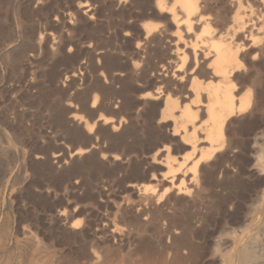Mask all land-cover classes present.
Masks as SVG:
<instances>
[{"label": "rangeland", "instance_id": "1", "mask_svg": "<svg viewBox=\"0 0 264 264\" xmlns=\"http://www.w3.org/2000/svg\"><path fill=\"white\" fill-rule=\"evenodd\" d=\"M243 1L246 2L249 6L253 7V5H254V4H251L252 2H254L253 0H243ZM223 2H224V0H219V1L218 0H212V6H213V8L220 7L223 4ZM263 2H264V0H263ZM84 3L87 4V7H85L87 9L81 8V5ZM155 3L156 2L154 0H0V264H12V263L13 264H24L23 263L24 259L22 260L21 255L25 254L24 253L25 249L32 247V245H38V246L43 248L41 251H39L37 254H35L38 256V257L36 256V258L41 259V260H39L41 262H43V261L44 262L45 261L46 262L47 261H54V260H76V259L82 260L83 259L81 257L82 256L81 255L82 254V248L84 250V247L87 246V244L88 245H90V244L96 245L99 249H102V250H105V249L110 250L111 253L109 254V257L114 261V264H116L117 262H118L117 264H123L124 262H126L124 264H152L155 260H156V262H154L153 264H155V263L157 264V261H158V264H164V263H162L164 261V259L166 262L170 259V261H168V262H171V264H173V263L179 264L180 262L178 260L181 259V261H182L181 264H183V259L185 261L186 260L185 258H187V257H190L189 258L190 260L193 257L192 260H194L195 263L192 260H191L192 262L189 261V259L187 258V260H186V262H184V264H213V263L216 264L214 261H216L218 263V260H216L217 258L215 259V257H213L214 255H212V254H214L212 251V247H213L214 252H215V250L217 252H224L225 247L228 248L226 250H229L231 247V244L229 243L230 244V246H229V244L227 242V245H225L226 242H224V240L226 239V237L228 235L230 236V234H231V236H230L231 241H236V243H237L241 239V237L238 236V235H240L241 231L247 233V231H249L251 226H253L254 223L256 222V220L258 218L257 216H259V210H256V212L251 214V215L248 214L249 218H247V213H249V209L252 207L251 205H253V203H254V201H252V199L253 200L255 199L256 193L259 191L260 188L261 189L264 188V185H263L264 175H261L257 171L253 170V168H252V166H253L252 161L253 160H251L252 158L249 155L250 154L249 150L251 147L250 145H252V143H253V141H252V138L254 135L253 132L256 130V133H257V131H258V133L259 132L264 133V122H263L264 118H261L262 114H264V105H263L264 100L262 99V97L264 98V93L262 91V89H264V78H263L264 77V69H263L264 68L263 67L264 66V63H263L264 62V54L262 56H258L256 58L255 61L257 63L255 61L252 63V65H248L245 63V69L249 68L248 69L249 71L244 70L245 75L249 78V75L251 73L257 72L256 74L259 77V79L261 80L262 84L259 86L258 85L255 86V90L257 91V95L255 94L256 96L255 95L253 96V100H254L253 106H251L249 109H247L248 111L247 110L243 111L245 113L241 112L242 114L241 113L237 114L238 119H237V115H235V117H233L232 120L230 121L231 124L229 123V125H228V130H230L229 131V133H230L229 138L230 139L232 138L231 139V147L226 148L225 150H221L219 153H217V155L212 157V159H209L208 162L206 161L205 163L202 164L201 168L203 171H202L201 175L204 176L206 179L207 178L208 179L205 180L204 177L201 176V180L198 182L199 187L197 186V188L200 189L201 193H199V195L196 196L195 198L192 194L188 195L187 197L186 196L174 197L175 196V195H173L174 191H171L170 193L172 194L173 197L171 196L170 193H168L165 196H163L162 198H160V200L163 199L160 202H159V200H157L158 204L156 202H154V204L153 203H149V204L145 203V205L147 204L145 206L144 203H143V205L142 204L140 205L138 202V192L137 191H138V188L141 186V184L142 185L143 184H149L147 178H150V177H153L156 180H158L160 178L158 174H160V172L163 171V169H161L159 167L156 168V165L150 164V157L149 156H151V154L154 152V150L162 147L163 145H169V143L171 141L170 145L174 149V155L181 156L186 152V150L183 151L182 149H180V147L176 143V141L171 140L170 138L167 137L168 131L165 130L166 129L165 127H162V125H160L161 126L160 127L159 125H157L155 123L156 122L155 120L157 118L152 120V121H149V120H146L145 117H141L142 115L143 116L145 114L147 115V111H148V113L151 112V110L153 108H155L160 103V101H159V103L157 101V103L154 104V102H156L154 100L139 101V103L136 100V98L141 94V90L140 89L138 90V88L142 87V85L146 86L148 88L146 91H149V89L152 91V89H154V87L156 85L155 84L156 82H154V81L156 80V78H154L155 76H153L152 74H155V71L153 70L155 65L157 66V64H158V67H159L162 64L167 62L166 57H164L165 51L167 50L166 41L164 39H162V41L158 44H156L155 42H150V44L148 43L152 38V37H150L151 34H153V35L156 34L157 36H160V35L163 36L164 33H169L173 29L170 26V24L167 25V23H169L168 18H167L168 16L164 13L160 14L159 12H156L157 9L154 5ZM153 6H154V9H153ZM77 9L80 12H78ZM252 9L256 10L257 8L253 7ZM262 11H264V7L263 8L261 7V13H262L261 21L264 20V12H262ZM115 23H117V24H115ZM262 23H263V28H264V21H262ZM124 25L127 27H125ZM148 26L149 27L152 26V28H149ZM169 27H171L172 29ZM159 29L162 30L161 31L162 33L160 32ZM127 30H128V32H127ZM149 30H150V32L147 33ZM118 33H120V34H118ZM147 37H148V39H147ZM130 39L132 42H130ZM140 40L141 41L143 40V41L141 42ZM146 40H149V41L147 42ZM146 42L149 45H153V44L154 45L150 47ZM263 42H264V40H261L259 42V44L264 45ZM142 43H144V44H142ZM163 43H164V45H162ZM145 44L147 45V47ZM102 45H103V48H102ZM141 45H143L142 46L143 48L141 47ZM110 46H111L112 50L110 49ZM130 46H132V47H130ZM158 49L160 51L163 49L162 51L164 52V54L162 51L161 52L156 51ZM137 51H138V53H137ZM91 52L93 53L94 56H92ZM122 52H123V54H121ZM139 52H141V53H139ZM158 52H159V54H161L160 56H158ZM144 53L146 56L144 55ZM100 54H102V56H100ZM103 55H104V57H103ZM143 55L146 57L147 60H144L145 57ZM112 56H114L113 59H112ZM117 56L118 57L120 56L119 57L120 60ZM137 57H138V59H136ZM154 57H155V59H154ZM124 58H125V60H124ZM149 58H151V60L153 62L151 60H149ZM161 58L165 59V60H162ZM114 59L118 60V62L116 60L114 61ZM159 59H161V60H159ZM108 60H110V61H108ZM126 60H128V61H126ZM137 60L139 61V63ZM157 60H158V63H157ZM146 61H147V63H146ZM149 61L152 62L153 64L148 63ZM98 62H101V63H98ZM154 62H155V64H154ZM105 63H106V65H105ZM110 63H113V65ZM117 63H120V64H117ZM122 64L123 65L125 64V65L123 66ZM127 64H129V65L127 66ZM94 66H96V67H94ZM253 66L255 68H253ZM117 67H121V68L119 69ZM148 67L153 68V69L150 70ZM131 68H132V70H131ZM250 68L253 70H251ZM103 70H104V72H103ZM134 70H136L138 73H140L141 70H144V72L146 71L145 74L147 75V79L146 78H140V79H143L144 82H143V80L139 79L137 81V83L136 82L133 83L131 78H132L133 73L136 72ZM115 71H116V73H115ZM147 71H149V72H147ZM74 72L76 73V75ZM86 72H88V73H86ZM119 72H122L121 73L122 75H126L125 77L124 76L121 77V79L123 80L122 82L125 83V84L124 83L121 84L122 87L120 85L121 79L115 78V76H114ZM104 73H106V75H104ZM107 74H109V76L111 75L110 78ZM112 75H113V77H112ZM245 75L242 72V76L245 79H248ZM101 77L103 79H101ZM111 80H112V83H111ZM115 80H116V82H113ZM145 80L148 82H146ZM102 83L105 85H103ZM128 85H131L133 87H130ZM134 85H135V87H134ZM109 86H110V88H108L109 90L112 88L111 92L107 91L108 90L107 87H109ZM249 86H251V85L248 82L246 84L247 88H245L243 90V92L248 90V89L252 90V87H249ZM99 87H100V89H99ZM105 87H106V89L104 90L103 88H105ZM113 87H114L115 93L113 92ZM134 88L136 89L135 92H134V90H135ZM91 89H92V91H91ZM127 89H129V92ZM260 91H262V92H260ZM98 95H100V96L98 97ZM127 95L129 97H127ZM94 96L97 97V104L95 105L96 107H94V108L95 109L97 108L98 111H96L97 109L93 110V108H91L93 110L92 111L90 109V106H89V104L91 105V100ZM131 97H132V99H130ZM115 98L117 99V101ZM123 98H124V100H123ZM126 101H128V103H126ZM108 102H109V104H108ZM68 103H69V105H68ZM125 103H126V105H123ZM143 103L145 106H143ZM152 104H154V105H152ZM71 107H72V109H71ZM84 107H86V108H84ZM262 107H263V109H261ZM145 108H147V109L149 108V109L147 110ZM114 109H115V112H114ZM138 109H140V110H138ZM71 110H73V111H71ZM126 110H128V111H126ZM108 113H109V115H108ZM115 113H117V114H115ZM120 113H121V115H120ZM73 114L81 116L83 118V120H85V123H87V124L88 123L91 124L92 122L96 121L98 117H108L109 118L111 116L113 118V116H114L115 117L114 118L115 124L117 123L118 125L116 124L115 130L112 131L110 125L106 124L108 126H105L103 124H100L101 121H98L97 123H95V128H94L95 130L93 129V131L91 132L92 134L91 133L88 134L84 130V125H82L85 123L82 122V124H80V123H77L78 121L72 120V118H71V120L68 119V117H70ZM128 114H129V116H128ZM139 114L140 115L142 114V115L140 117L136 118L135 116L139 115ZM126 116H128L129 118H127ZM125 117L127 119H125ZM134 117H135V119H134ZM263 117H264V115H263ZM93 118H94V120H93ZM116 119H118V120H116ZM140 119H141V121H140ZM245 119H246V121H245ZM243 121L245 122V124ZM250 121L253 123V125L255 123V125L253 126ZM127 122H129V123H127ZM132 122H133V124H131V125H133V128L131 129L132 126L130 125V123H132ZM125 123L127 124V126ZM148 123H150V124H148ZM243 124H244V128H243ZM156 125H157V127H156ZM102 126H103V128H102ZM236 126H237V129H236ZM97 127L99 129H96ZM127 127H130V128L127 129ZM253 127H254V129H253ZM256 127H258L259 129ZM125 128L128 131H126ZM248 128H250V129H248ZM260 128H262V129H260ZM100 129H102V132H98V131H100ZM135 129H138V130H135ZM244 129L249 130V131H245ZM132 130H133V133H132ZM235 130H236V132H235ZM238 130H239V132H238ZM119 131H121V132H119ZM129 131L132 133L131 136H130ZM93 132H94V134H93ZM123 132H125V133L128 132L127 134H129V135H127ZM95 133H98V134H95ZM99 133H100V136H99ZM165 133H167V134H165ZM233 133H234V135H232ZM115 134H116V136H115ZM153 134H155V135H153ZM156 134L158 135V137ZM163 134H164V136H163ZM75 135H76V137H75ZM92 135H93V138H92ZM151 135H153V136H151ZM239 135H240V138H238ZM145 136H146V138H145ZM89 137H91V138H89ZM150 137H152V140ZM250 137H252V138L250 139ZM102 138H105V140ZM121 138L124 140H121ZM138 138L141 140H138ZM154 138H156V139H154ZM158 138H160L162 140L159 139L160 140V142H159ZM165 138H167L166 139L167 142L165 141ZM92 139H93V141H92ZM133 139L134 140L136 139L134 141L136 145H132V143L134 144ZM243 139L247 143H245V141ZM121 141H126V142L128 141L127 142L128 144L124 143V142L121 143ZM136 141H138V143ZM243 141L245 144L243 143ZM249 141H252V143ZM140 142H142V143H140ZM149 142H150V144L151 143L153 144V145L151 144L152 145L151 147H150ZM161 142H163V144ZM234 142L237 144H235ZM112 143H113V145H112ZM238 145H240V146H238ZM247 145H249V147ZM91 146H93V147H91ZM116 146H118V147H116ZM132 146H134V148ZM247 147H248V149H247ZM152 148H153V152H152ZM231 148H233V149L235 148V149L233 150ZM244 148H246V149H244ZM77 149L90 150V151H87L86 154L84 153L83 155L70 157V155H72L73 152ZM176 149H178V151ZM235 150L236 151L239 150V151L236 152ZM246 150H248L247 153L245 152ZM125 151H127V152L125 153ZM230 151H231V153H229ZM226 152L228 153V156H222V155H226L227 154ZM233 152H235V153H233ZM177 153H178V155H177ZM223 153H225V154H223ZM61 154L63 156H61ZM128 154H130V156H128ZM232 154L235 156L234 158H232V156H233ZM55 155H60V156L58 158H54L53 156H55ZM100 157H102L104 160H102V158L100 159ZM225 157H227V159H225ZM229 157H231V158L229 159ZM238 157H240L241 159ZM37 158H39V159H37ZM121 158H122V160H121ZM143 158L145 160H143ZM221 158H223V159H221ZM111 159H113V160L115 159L116 161L114 160V163H112L113 160L111 162ZM132 159H135V160L133 161ZM231 159L233 162L230 161ZM212 160H214L215 162L216 161H219V162L214 163V161H212ZM248 160H251V161H248ZM211 161L213 163H211ZM227 161H228V164L226 163ZM245 161H247V162H245ZM124 162H125V164H124ZM138 162L140 163L141 167L139 166ZM236 162H238V163H236ZM247 163H249V165H246ZM204 164H206V165H204ZM218 164H219V167H218ZM229 164L232 165L235 169H233L232 166L230 167ZM240 164H242V165H240ZM133 165H134L135 169L132 168ZM203 167H205V169H203ZM230 169L232 170L231 172H230ZM159 170H160V172H158ZM212 170H213V174H212ZM235 170H237V171H235ZM251 170H253V171H251ZM205 171H206V173H203ZM223 171H225V172L222 173ZM239 171L241 174L239 173ZM244 171H246V172H244ZM135 172H137V173H135ZM232 172L234 174H232ZM249 173L250 174L252 173L251 176ZM148 174H150V175H148ZM223 174H225L226 176ZM205 175L206 176L210 175V176L206 177ZM241 175H243V176H241ZM137 176H138V178H137ZM220 176H222L226 180H224ZM229 176H231V177H229ZM259 176L261 179V180L260 179L259 180L261 182H259V180H258ZM141 177H142V179H141ZM225 177H228V179ZM255 177H258V178H255ZM131 178H133L132 181H131ZM135 178H137V179H135ZM230 178H232V179H230ZM246 178H248L249 180L247 179V181H246ZM253 178H254V181H253ZM133 181H135V182H133ZM225 181H226V183H225ZM244 181H246V182H244ZM248 181L249 182L251 181L249 183L250 186L248 185ZM237 182H239V183H237ZM257 182H258V186H257ZM139 183H140V185H139ZM215 183H217V185H215ZM224 183H225V185H224ZM244 183L246 184V186L247 185L248 186L245 187ZM253 183H254V185L255 184L256 185L254 186ZM261 183H262V185H261ZM153 184L155 185L158 183L154 182ZM221 184L223 187L221 186ZM228 184H230V185H228ZM130 185H132V186L136 185L135 186L136 188H129L128 186H130ZM206 185H208V186H206ZM219 186H221V187L219 188ZM238 186L242 190V192L238 188ZM166 187H167V185L159 186L157 188V191H162L163 188H166ZM224 187H225V189H224ZM126 188L129 190H127ZM210 189H212V190H210ZM223 189L225 191H223ZM245 189L246 190L248 189V192L245 191ZM209 191H211V192H209ZM215 191L216 192L218 191V192L216 193ZM207 192H209V193H207ZM203 193H204V195H203ZM213 193H215L216 195L214 196ZM223 193H224V195H223ZM228 193H230V195ZM252 194H254L253 195L254 197H252ZM200 195H202V196H200ZM219 195H221V196H219ZM222 195H223V197H222ZM191 196L193 199H191V200L189 199L190 201L185 200V199L188 200V198ZM216 196H218V198ZM227 196H229V198ZM250 196H251V198H250ZM178 197H179V199H178ZM230 197L233 198V199L231 198V201H230ZM167 198H169V200ZM206 198H208V199H206ZM221 198H223V199L225 198L226 201L221 199ZM127 199H129V200H127ZM180 199H182V200H180ZM227 199H229V200H227ZM126 200H127V203L125 204ZM131 200H133V201L135 200V201L132 202ZM178 200H179V202H178ZM219 200L223 204H221V202ZM136 201L138 204L136 203ZM182 201H183V204H182ZM206 201L208 203L209 202H211V203H209V205H207L208 203L205 204ZM238 201H239V204H238ZM245 201H247L248 204ZM167 202H169V203H167ZM170 202H172L173 204ZM195 202H197V203L195 204ZM155 203L157 204L158 208H156ZM187 203L188 204L190 203V204L188 205ZM232 203H233V206H232ZM240 203L243 204V205H241L242 207L240 206ZM120 204H122V205L120 206ZM151 204H153L154 206L153 205L151 206ZM176 204H177V208H176ZM197 204L199 206L196 207ZM229 204H231V205H229ZM249 204H250V206H249ZM136 205L138 207H136ZM190 205L193 207L192 208L190 207V212H187V213H188V215H191L194 217L190 216V219H188L190 221L188 222V220H186V219L189 217L186 215L187 213L185 212V210L189 211L187 209H189ZM113 206H115L116 208ZM166 206L167 207L169 206L168 210H167ZM183 206L185 207L184 212H182ZM203 206H205V210H204ZM208 206L210 209H208ZM217 206L219 207L218 209H217ZM195 207H196V209H195ZM243 207H245L246 209ZM123 208H124V210H123ZM171 208L174 209V211ZM197 208L199 210L198 212H200V209L202 212L205 211L207 213L208 217L203 216V215H206L205 212L204 213H201V212L198 213ZM223 208H224V210H223ZM225 208H228V209L230 208L232 210L226 209L227 210L226 211ZM242 208H243V211H240V210H242ZM112 209H114L113 212H112ZM169 209H171V211ZM175 209H177L178 213L175 212L176 211ZM127 210H128V212H125ZM158 210H161L162 211V212L160 211L161 214L163 213L164 215H161ZM193 210L196 211L195 215L193 212H191ZM214 210L216 212H213ZM139 211H140V213H139ZM246 211H247V213H245ZM123 212H124V214L127 213L126 216L130 218V221L132 222L131 226H133V228L136 227V231H135V229L133 230V228L130 226L129 219L127 218L128 219V221H127ZM153 212L156 214V215L154 214V218H153ZM232 212H234V213H232ZM105 213L109 217H107L105 215ZM137 213H138V215H137ZM183 213L186 215L185 219H183L181 217L183 215ZM190 213H192L193 215ZM208 213H209V215H208ZM214 213H215V215H214ZM216 213H217V215H216ZM224 213H225L226 217L224 216ZM229 213H231V216ZM60 214H62V215L60 216ZM114 214H116V215H114ZM134 214H136V215H134ZM175 214L180 215V217L177 215V219L179 217L178 220L183 221V222L180 221L181 225H183L185 223V226L190 225L191 228L189 226L185 227L184 225L182 228L180 223H177L179 221L177 219H175L176 218ZM196 214L198 215V220H197ZM199 214H201L202 216L200 217ZM239 214L240 215L242 214V216L239 217ZM130 215H132V216H130ZM158 215H161L160 216L161 218L163 216V219L161 220L160 217L156 218V216H158ZM243 215H246V216H243ZM115 216H116V218H115ZM122 216H123V218H122ZM135 216H137V217H135ZM149 216H151L153 219H150L151 217H149ZM232 216H234V217H232ZM117 217H119V218H117ZM202 217L207 218L209 220L206 219L207 222L204 223L205 220ZM209 217L210 218L212 217L213 219L212 218L210 219ZM242 217H244L243 219L247 222V224L244 223L245 221L244 222L239 221V220H243ZM102 218L104 221L107 222V224H106V222H104L102 220ZM120 218H122V219L120 220ZM193 218H195L196 220ZM143 219H145V220H143ZM246 219H248V220H246ZM112 220L117 221L115 223L116 224L118 223V224L115 225V223ZM185 220L188 224H186V222H184ZM194 220L195 221L201 220L203 222L202 225H204V226L202 227L199 224L201 221L198 223L195 222L196 223L195 224L193 222ZM210 220H211V223L209 222ZM217 220H219V221H217ZM65 221H66V223H65ZM83 221H85V222H83ZM136 221H138L137 223H139V224H137ZM175 221H177V222H175ZM238 221L242 224L235 223ZM100 222H101V224H99ZM127 222H129V223H127ZM161 222H163L162 225H161ZM172 222L175 224V226L173 225ZM218 222L220 225H218ZM229 222H231V223L228 226ZM73 223H77V225L72 227V229L68 228L69 226L71 227ZM93 223H95V224L97 223L98 226H92ZM133 223L136 226H134ZM154 223L156 224V226H155L156 228H154V225H155ZM192 223H193V227L191 225ZM65 224H66V226H65ZM67 224H69V226ZM178 224L182 229L178 226ZM243 224H245L244 227H241V226H243ZM105 225H107V227H105ZM196 225L199 227L200 226L202 227V228L200 227V231H198L199 227L194 228V226L196 227ZM63 226L65 229L63 228ZM231 226L234 228H232ZM128 227H131V228H128ZM139 227L141 228V230ZM144 227L147 229L148 233L150 232L149 231L150 229H151V232H153V233H154V231L155 232L160 231V232L155 233L158 236L155 234L154 235L151 234V232L149 233L151 235H149V234H147L146 230H143ZM161 227H162V229H161ZM103 228L106 229L105 235L111 234V232H112L114 235V238L112 237L113 238L112 239L111 237L110 238L104 237V239L107 238L104 241V239H102V235L98 234L95 236L92 233L93 230L94 231L95 230H102ZM164 228L165 229H171L168 231H180L181 234L179 233L177 235V237L176 236L171 237L170 235L167 234V230L165 233ZM189 228L191 230H189ZM235 228H236V230H235ZM131 229H132V232H131ZM196 229H198V230H196ZM202 229H203V231H202ZM237 229H240V230L238 231ZM74 230H77V231H74ZM142 230H143V233H142ZM192 230H194V231H192ZM86 231L87 232L90 231V233H87ZM119 231H120V233H119ZM134 231L136 234H138V237H136V234L134 233ZM220 231H223V232H220ZM224 231H226L227 233ZM74 232H76L77 234L76 233L75 234L78 236H76L74 234ZM138 232H140V233H138ZM217 232L218 233L220 232V234H218ZM234 232L237 234H235L233 236ZM115 233H116L117 237H115ZM182 233L183 234L185 233V234L183 235ZM187 233L190 235H188ZM145 234H147V235H145ZM216 234H218L219 236L218 235L216 236ZM222 234H223V236H221ZM72 235H74L76 238L74 236H73L74 238H72ZM80 235H81V238H80ZM84 235H85V237H84ZM179 235L180 236L183 235V237L185 236L186 238H188L187 243L185 240L186 238L184 237L182 239L185 241V244H183L184 241L182 242V239L181 238H180L181 240L179 239ZM125 236H126V238H125ZM147 236L149 237V239L147 238ZM150 236H152V238ZM154 236H156V237H154ZM194 236H196V238ZM199 236H201V237H199ZM100 237H101V239H100ZM159 237L160 238L162 237L161 240H159ZM140 238H142V239H140ZM143 238H144V240H143ZM216 238L218 240H216ZM136 239H138L139 241ZM189 239H192V241ZM213 239H214V241L216 240L215 241L216 243L213 241ZM135 240L137 241L136 243H135ZM142 241H143L144 245H143ZM217 241H218V243H220V245L222 244L221 245L222 247L219 246V244H217ZM25 242H27V243H25ZM191 242L193 243L192 244L193 247H194V245L196 248L198 246H201V247H198V249L201 248V250H198L194 247L193 248L194 252H193L192 247L189 246L190 250L192 251V254H190L191 251L189 250V247L187 244L189 243V245H191L190 244ZM239 242H241V240ZM169 243H170V245H169ZM209 243H210V245H209ZM1 244H2V246H1ZM56 244H59L60 246L56 245ZM171 244H173V245L171 246ZM177 244H178V246H177ZM181 244H182V246L185 245L186 248H185V246H183L185 249L184 248H180V249L177 248ZM212 244H214V245H212ZM139 245H141V247ZM150 245L152 247H150ZM169 246H170V248L173 246L174 247L170 249ZM145 247H147V248H145ZM148 247H150V248H148ZM163 247H166V249L164 248L165 249L164 250ZM13 248H15L16 250ZM74 248H75V250H74ZM80 248H81V250H80ZM168 248L171 251L172 250H174V251L170 252V250ZM175 248H176V250H175ZM23 249H24V251H23ZM77 249H78V251H76ZM186 249L189 250L188 253L190 252L189 253L190 255L185 254L187 251ZM209 249L212 252L209 251ZM197 250L199 253L197 252ZM6 251H7V253H6ZM44 251L46 252L45 255L43 254ZM50 251H52L53 254L50 253ZM146 251H147V254H144V253H146ZM176 251H177V253H176ZM195 251H196V253H195ZM47 252H48V254H47ZM179 252L182 254H180ZM200 252H202V253H200ZM10 253H12V254H10ZM40 253H41V255H40ZM119 253H120V255H119ZM148 253H150V254H148ZM175 253L177 254V256L180 255L182 258L180 256H179L180 258L177 257L175 255ZM203 253H204V255H203ZM49 254H50V257H49ZM153 254L155 256H152ZM157 254H158V256H157ZM171 254L172 255L174 254L176 256L175 259L177 258L176 260L178 262L175 261V259H173L174 255L172 258ZM196 254H198L199 256H197ZM208 254L210 256H207ZM122 255L125 257H121ZM159 255H161V256H159ZM169 255H170V257H168ZM182 255H185V256L188 255V256L185 257ZM193 255L194 256L196 255V256L194 257ZM19 256L21 259L19 258ZM137 256H138V258H136ZM145 256H146L147 260L145 259ZM148 256H150V258H148ZM141 257H142V260H141ZM125 258H126V260H125ZM194 258H196V259H194ZM42 259H43V261H42ZM120 259L123 262L120 261ZM131 260L132 261L134 260L133 261L134 263ZM140 260H141V262H140ZM148 260H151V261L148 262ZM82 261H85V260L83 259ZM187 261H189L191 263H189ZM197 261H198V263H197ZM167 264H170V263H167Z\"/></svg>", "mask_w": 264, "mask_h": 264}, {"label": "bare ground", "instance_id": "2", "mask_svg": "<svg viewBox=\"0 0 264 264\" xmlns=\"http://www.w3.org/2000/svg\"><path fill=\"white\" fill-rule=\"evenodd\" d=\"M156 3L154 4L155 5V7H156V9H157V11L156 12H159L160 14H166L168 17V21H169V23H167V25L168 24H170V26L173 28H171V27H169V28H171L172 30V32L170 33H164V35L163 36H157L156 34L155 35H153V34H151V36L150 37H152L151 38V40L149 41V40H146L149 44H150V42H155L156 44H158V43H160L161 41H162V39H164L165 41H166V43H167V50L165 51V54H164V52H163V54L165 55H163L164 57H166V59H167V62L166 63H164V64H162L161 66H159L158 67V64H157V66L155 65V67H154V69L153 68H149L150 70L151 69H153L154 71H155V74H152L153 76H155L154 78H156V80L154 81V82H156L155 84V87H154V89H152V91L149 89V91H146L148 88L146 87V86H143L142 85V87H140V88H138V90L140 89L141 90V94L136 98V100L138 101V103H139V101H149V100H154V101H156V102H154V104L155 103H157V101H158V103H159V101H160V103L155 107V108H153L152 110H151V112H149L148 113V109L147 108H145V109H147L146 111H147V115L145 116H143L142 114V116L139 114V115H136L135 117L136 118H138V117H145L146 118V120H149V121H152V120H154V119H156L155 121V123L157 124V125H162V127H165L166 129V131H168V134L167 133H165V134H167L168 136V138H170L171 140H174V141H176V143L179 145V147H180V149H182L183 151L184 150H186V152L183 154V155H181V156H176V155H174V149L171 147V145H170V143H171V141H170V143H169V145H163L162 147H160V148H157V149H155L154 150V152H153V148H152V154H151V156H149L150 157V164H153V165H156V168L157 167H159V168H161V169H163V171L162 172H160V170L158 171V172H160V174H158L159 175V179L158 180H156L155 178H153V177H150V178H147L148 179V183L149 184H141V186L138 188V202H139V204L141 205H143V203H144V205H145V203H147V204H149V203H153L154 204V202H158L157 200H159V202L161 201V200H163V199H161L160 200V198H162L163 196H165L166 194H168V193H170L171 191H174V194L173 195H175L174 197H176V196H180V197H183V196H188V195H190V194H192L193 196H194V198L196 197V196H198L199 195V193H201L200 192V189H198L197 188V186H198V182L201 180V173H202V164L203 163H205L206 161L208 162V160L209 159H212V157H214L215 155H217V153H219L221 150H225L226 148H229V147H231V139L229 138V131L230 130H228V125H229V123H230V121L232 120V118L233 117H235V115H237V114H239V113H241V112H243V111H246L247 109H249L251 106H253V103H254V100H253V96L256 94L257 95V91L255 90V86H259V85H261L262 83H261V80L259 79V77L257 76V72H255V73H251L250 75H249V78L245 75V71L244 70H248L247 68L245 69V63L246 64H248V65H252V63L256 60V58L258 57V56H262L263 54H264V45H262V44H259V42L261 41V40H264V28H263V23H262V21H264V20H262L261 21V17H262V13H261V7L263 8L264 7V2H263V0H253L254 2H250L251 4H254L253 5V7H256L257 9L255 10V9H252L253 7L252 6H249L246 2H244L243 0H224V2H223V4L220 6V7H217V8H213V6H212V0H154ZM219 1V0H218ZM78 4V3H77ZM217 4V3H216ZM80 5V4H79ZM218 5V4H217ZM126 6V5H125ZM85 7H87V4L86 3H84V4H82L81 5V8H85ZM124 7V6H123ZM252 7V8H251ZM79 8V7H78ZM121 8V7H120ZM85 9H87V8H85ZM153 9H154V6H153ZM152 9V10H153ZM89 10V9H88ZM77 11H78V9H77ZM78 12H80V11H78ZM77 12V13H78ZM83 12V11H82ZM262 12H264V11H262ZM162 16V15H161ZM164 18V17H163ZM163 20V19H162ZM166 20V19H165ZM94 23V22H93ZM115 24H117V23H115ZM127 24V23H126ZM128 25V24H127ZM144 25V24H143ZM125 26V25H124ZM123 26V27H124ZM129 26V25H128ZM142 26V25H141ZM156 26V25H155ZM106 27V26H105ZM125 27H127V26H125ZM149 27V26H148ZM154 27V26H153ZM160 27V26H159ZM168 27V26H167ZM143 28V27H142ZM149 28H152V26L151 27H149ZM117 29V28H116ZM121 29V28H120ZM126 29V28H125ZM133 29V28H132ZM136 29V28H135ZM140 29V28H139ZM147 29V28H146ZM157 29V28H156ZM164 29V28H163ZM154 30V29H153ZM160 30V29H159ZM169 30V29H168ZM123 31V30H122ZM162 30H160V32H161ZM74 32V31H73ZM127 32H128V30H127ZM140 32V31H139ZM144 32V31H143ZM150 32V30L147 32V33H149ZM164 32V31H163ZM166 32V31H165ZM121 33V32H120ZM120 33H118V34H120ZM123 33V32H122ZM125 33V32H124ZM162 33V32H161ZM143 34V33H142ZM140 35V34H139ZM149 37V36H148ZM148 37H147V39H148ZM40 38V37H39ZM104 38V37H103ZM130 38V37H129ZM107 39V38H106ZM138 39V38H137ZM150 39V38H149ZM135 40V39H134ZM129 41V40H128ZM139 41V40H138ZM141 41V40H140ZM143 41V40H142ZM141 41V42H142ZM119 42V41H118ZM130 42H132L131 41V39H130ZM137 42V41H136ZM146 42V43H147ZM147 43V44H148ZM264 43V42H263ZM40 44V43H39ZM108 44V43H107ZM124 44V43H123ZM137 44V43H136ZM142 44H144V43H142ZM148 44V45H149ZM152 44V43H151ZM133 45V44H132ZM146 45V44H145ZM144 45V46H145ZM154 45V44H153ZM153 45H149L150 47L151 46H153ZM162 45H164V43L162 44ZM96 46V45H95ZM115 46V45H114ZM143 45H141V47H142ZM161 46V45H160ZM97 47V46H96ZM122 47V46H121ZM130 47H132V46H130ZM146 47H147V45H146ZM102 48H103V45H102ZM124 48V47H123ZM136 48V47H135ZM143 48V47H142ZM160 48V47H159ZM99 49V48H98ZM110 49H111V46H110ZM133 49V48H132ZM141 49V48H140ZM145 49V48H144ZM155 49V48H154ZM71 50V49H70ZM112 50V49H111ZM117 50V49H116ZM123 50V49H122ZM150 50V49H149ZM69 51V50H68ZM108 51V50H107ZM156 51H160L159 49L158 50H156ZM160 51V52H161ZM86 52V51H85ZM144 52V51H143ZM92 53V52H91ZM131 53V52H130ZM137 53H138V51H137ZM139 53H141V52H139ZM121 54H123V52L121 53ZM150 54V53H149ZM70 55V54H69ZM99 55V54H98ZM97 55V56H98ZM138 55V54H137ZM144 55H145V53H144ZM143 55V56H144ZM154 55V54H153ZM156 55V54H155ZM161 54H159V52H158V56H160ZM92 56H94L93 55V53H92ZM96 56V57H97ZM100 56H102V54H100ZM139 56V55H138ZM146 56V55H145ZM144 56V57H145ZM70 57V56H69ZM103 57H104V55H103ZM113 57L114 56H112V59H113ZM118 57V56H117ZM120 57V56H119ZM118 57V58H119ZM124 57V56H123ZM122 57V58H123ZM136 57V56H135ZM140 57V56H139ZM157 57V56H156ZM162 57V56H161ZM72 58V57H71ZM101 58V57H100ZM111 58V57H110ZM159 58V57H158ZM163 58V57H162ZM161 58V59H162ZM135 59V58H134ZM136 59H138V57L136 58ZM135 59V60H136ZM154 59H155V57H154ZM157 59V58H156ZM161 59H159V60H161ZM116 59H114V61H115ZM119 60H120V58H119ZM124 60H125V58H124ZM129 60V59H128ZM128 60H126V61H128ZM133 60V59H132ZM131 60V61H132ZM140 60V59H139ZM142 60V59H141ZM144 60H147L146 59V57H145V59ZM149 60H151V58H149ZM162 60H165V59H162ZM69 61V60H68ZM76 61V60H75ZM108 61H110V60H108ZM117 62H118V60H116ZM130 61V62H131ZM134 61V60H133ZM138 61V60H137ZM152 61V60H151ZM258 61V60H257ZM102 62V61H101ZM101 62H98V63H101ZM122 62V61H121ZM143 62V61H142ZM145 62V61H144ZM153 62V61H152ZM152 62H148V63H152ZM256 62V61H255ZM138 63H139V61H138ZM141 63V62H140ZM146 63H147V61H146ZM157 63H158V60H157ZM257 63V62H256ZM264 63V62H263ZM262 63V64H263ZM94 64V63H93ZM110 64H112L113 65V63H110ZM115 64V63H114ZM117 64H120V63H117ZM116 64V65H117ZM134 64V63H133ZM153 64V63H152ZM154 64H155V62H154ZM101 65V64H100ZM99 65V66H100ZM104 65V64H103ZM105 65H106V63H105ZM111 65V66H112ZM123 65V64H122ZM125 65V64H124ZM123 65V66H124ZM129 64H127V66H128ZM141 65V64H140ZM81 66V65H80ZM79 66V67H80ZM83 66V65H82ZM102 66V65H101ZM259 66V65H258ZM85 67V66H84ZM94 67H96V66H94ZM105 67V66H104ZM114 67V66H113ZM146 67V66H145ZM264 67V66H263ZM81 68V67H80ZM93 68V67H92ZM117 68H121V67H117ZM128 68V67H127ZM139 68V67H138ZM253 68H255L254 66H253ZM91 69V68H90ZM137 69V68H136ZM251 69V68H250ZM264 69V68H263ZM262 69V70H263ZM74 70V69H73ZM108 70V69H107ZM111 70V69H110ZM117 70V69H116ZM128 70V69H127ZM131 70H132V68H131ZM130 70V71H131ZM251 70H253V69H251ZM255 70V69H254ZM76 71V70H75ZM109 71V70H108ZM120 71V70H119ZM122 71V70H121ZM134 71H136V70H134ZM249 71V70H248ZM260 71V70H259ZM103 72H104V70H103ZM146 72V71H145ZM145 72H144V70H141L140 71V73H138L137 71L136 72H132L133 73V75H132V82L133 83H137V81L140 79V78H146L147 79V75L145 74ZM147 72H149V71H147ZM242 72H243V74L248 78V79H245L243 76H242ZM247 72V71H246ZM75 73V72H74ZM86 73H88V72H86ZM97 73V72H96ZM107 73V72H106ZM106 73H104V75H106ZM113 73V72H112ZM111 73V74H112ZM115 73H116V71H115ZM122 72H119V73H117L116 75H114L115 76V78H120L121 79V77L122 76H126V75H122L121 74ZM124 73V72H123ZM126 73V72H125ZM127 74V73H126ZM148 74V73H147ZM75 75H76V73H75ZM84 75V74H83ZM108 76H109V74H107ZM149 75V74H148ZM261 75V74H260ZM100 76V75H99ZM111 76V75H110ZM110 76H109V78H110ZM85 77V76H84ZM112 77H113V75H112ZM263 77V76H262ZM75 78V77H74ZM82 78V77H81ZM153 78V77H152ZM264 78V77H263ZM96 79V78H95ZM101 79H103L102 77H101ZM107 79V78H106ZM113 79V78H112ZM125 79V78H124ZM77 80V79H76ZM97 80V79H96ZM140 80H143V79H140ZM123 80L121 79V82H120V85L122 84V83H124V82H122ZM146 81V80H145ZM99 82V81H98ZM113 82H116V80L115 81H113ZM143 82H144V80H143ZM146 82H148V81H146ZM250 83V85L251 86H249V87H252V90H250V89H248V90H246V91H244L243 92V90L245 89V88H247L246 87V84L247 83ZM106 83V82H105ZM110 83V82H109ZM111 83H112V80H111ZM96 84V83H95ZM103 84V83H102ZM125 84V83H124ZM103 85H105V84H103ZM108 85V84H107ZM111 86V85H110ZM110 86L109 87H107V89L108 88H110ZM128 86H130V87H133V86H131V85H128ZM141 86V85H140ZM91 87V86H90ZM94 87V86H93ZM117 87V86H116ZM121 87H122V85H121ZM126 87V86H125ZM124 87V88H125ZM134 87H135V85H134ZM129 88V87H128ZM260 88V87H259ZM98 89V88H97ZM99 89H100V87H99ZM104 90L106 89V87L105 88H103ZM112 89V88H111ZM107 90V91H112V90ZM135 89V88H134ZM103 90V91H104ZM117 90V89H116ZM115 90V91H116ZM128 90V92H129V89H127ZM91 91H92V89H91ZM97 91V90H96ZM132 91V90H131ZM136 91V89L134 90V92ZM262 91H263V93H264V89H262ZM262 91H260V92H262ZM100 92V91H99ZM113 92H114V87H113ZM89 93V92H88ZM115 93V92H114ZM124 93V92H123ZM107 94V93H106ZM103 95V94H102ZM119 95V94H118ZM122 95V94H121ZM120 95V96H121ZM124 95V94H123ZM137 95V94H136ZM255 95V96H256ZM263 95V94H262ZM100 95H98V97H99ZM108 96V95H107ZM117 96V95H116ZM115 96V97H116ZM119 96V97H120ZM126 96V95H125ZM114 97V96H113ZM118 97V96H117ZM116 97V98H117ZM127 97H129L128 95H127ZM101 98V97H100ZM115 98V99H116ZM126 98V97H125ZM110 99V98H109ZM119 99V98H118ZM121 99V98H120ZM130 99H132V97L130 98ZM262 99L264 100V98L262 97ZM100 100V99H99ZM123 100H124V98H123ZM86 101V100H85ZM102 101V100H101ZM115 101V100H114ZM116 101H117V99H116ZM122 101V100H121ZM136 102V101H135ZM260 102V101H259ZM84 103V102H83ZM112 103V102H111ZM126 103H128V101H126ZM126 103L125 104H123V105H126ZM130 103V102H129ZM150 103V102H149ZM89 104V103H88ZM87 104V105H88ZM97 104V97L96 96H94L93 98H92V100H91V105L89 104V106H90V109L91 108H93V110L95 109L94 107H96L95 105ZM108 104H109V102H108ZM132 104V103H131ZM130 104V105H131ZM136 104V103H135ZM151 104V103H150ZM154 104H152V105H154ZM257 104V103H256ZM68 105H69V103H68ZM84 105V104H83ZM86 105V104H85ZM149 105V104H148ZM255 105V104H254ZM264 105V104H263ZM73 106V105H72ZM99 106V105H98ZM111 106V105H110ZM114 106V105H113ZM118 106V105H117ZM128 106V105H127ZM138 106V105H137ZM143 106H145L144 105V103H143ZM142 106V107H143ZM259 106V105H258ZM68 107V106H67ZM130 107V106H129ZM141 107V108H142ZM148 107V106H147ZM150 107V106H149ZM70 108V107H69ZM74 108V107H73ZM84 108H86V107H84ZM83 108V109H84ZM100 108V107H99ZM113 108V107H112ZM118 108V107H117ZM122 108V107H121ZM134 108V107H133ZM259 108V107H258ZM71 109H72V107H71ZM82 109V110H83ZM89 109V108H88ZM97 109V108H96ZM95 109V110H96ZM110 109V108H109ZM132 109V108H131ZM130 109V110H131ZM261 109H263V107L261 108ZM92 110V109H91ZM92 110V111H93ZM138 110H140V109H138ZM253 110V109H252ZM259 110V109H258ZM71 111H73V110H71ZM96 111H98V109L96 110ZM100 111V110H99ZM126 111H128V110H126ZM134 111V110H133ZM248 111V110H247ZM111 112V111H110ZM114 112H115V109H114ZM145 112V111H144ZM250 112V111H249ZM70 113V112H69ZM95 113V112H94ZM107 113V112H106ZM105 113V114H106ZM243 113H245V112H243ZM252 113V112H251ZM258 113V112H257ZM93 114V113H92ZM111 114V113H110ZM115 114H117V113H115ZM124 114V113H123ZM242 114V113H241ZM80 115V114H79ZM108 115H109V113H108ZM120 115H121V113H120ZM126 115V114H125ZM263 115L264 114H262V117L261 118H264L263 117ZM128 116H129V114H128ZM128 116H126L127 118H129ZM241 116V115H240ZM85 117V116H84ZM124 117V116H123ZM125 117V119H127ZM135 117H134V119H135ZM244 117V116H243ZM259 117V118H260ZM71 118H72V120H75V121H78L77 123H80V124H82V122L83 123H85V120H83V118L81 117V116H78V115H76V114H73V115H71L70 117H68V119H70L71 120ZM97 118V117H96ZM115 117L113 116V118L110 116L109 118L108 117H98L97 118V120L96 121H94V122H92L91 124H87V123H85V124H82V125H84V130L88 133V134H90L92 131H93V129L95 128V123H97L98 121H101L100 122V124H103V125H105V126H108V125H110V127H111V130L112 131H114L115 130V125L117 124H115V119H114ZM241 118V117H240ZM256 118V117H255ZM119 119V118H118ZM118 119H116V120H118ZM237 119H238V115H237ZM89 120V119H88ZM92 120V119H91ZM93 120H94V118H93ZM145 120V119H144ZM234 120V119H233ZM254 120V119H253ZM127 121V120H126ZM140 121H141V119H140ZM237 121V120H236ZM245 121H246V119H245ZM88 122V121H87ZM90 122V121H89ZM122 122V121H121ZM120 122V123H121ZM130 122V121H129ZM129 122H127V123H129ZM138 122V121H137ZM238 122V121H237ZM244 122V121H243ZM249 122V121H248ZM251 122V121H250ZM255 122V121H254ZM263 122H264V120H263ZM144 123V122H143ZM234 123V122H233ZM236 123V122H235ZM240 123V122H239ZM252 123V122H251ZM62 124V123H61ZM106 124H108V125H106ZM123 124V123H122ZM126 124V123H125ZM131 124H133V122L132 123H130V125ZM148 124H150V123H148ZM231 124V123H230ZM244 124H245V122H244ZM244 124H243V128H244ZM76 125V124H75ZM118 125V124H117ZM121 125V124H120ZM124 125V124H123ZM129 125V124H128ZM129 125V126H130ZM137 125V124H136ZM153 125V124H152ZM157 125H156V127H157ZM234 125V124H233ZM242 125V124H241ZM240 125V126H241ZM250 125V124H249ZM252 125H253V123H252ZM254 125H255V123H254ZM253 125V126H254ZM65 126V125H64ZM80 126V125H79ZM104 126V127H105ZM126 126H127V124H126ZM125 126V127H126ZM132 127H131V129L133 128V125H131ZM146 126V125H145ZM232 126V125H231ZM230 126V127H231ZM239 126V127H240ZM78 127V126H77ZM142 127V126H141ZM161 127V126H160ZM229 127V128H230ZM242 127V126H241ZM263 127V126H262ZM102 128H103V126H102ZM108 128V127H107ZM106 128V129H107ZM128 128H130V127H127V129ZM140 128V127H139ZM138 128V129H139ZM149 128V127H148ZM256 128H258V127H256ZM96 129H99L98 127L96 128ZM109 129V128H108ZM107 129V130H108ZM138 129H135V130H138ZM150 129V128H149ZM152 129V128H151ZM154 129V128H153ZM236 129H237V126H236ZM240 129V128H239ZM248 129H250V128H248ZM253 129H254V127H253ZM259 129V128H258ZM260 129H262V128H260ZM95 130V129H94ZM105 130V129H104ZM103 130V131H104ZM125 130H126V128H125ZM134 130V131H135ZM142 130V129H141ZM145 130V129H144ZM233 130V129H232ZM245 130V129H244ZM117 131V130H116ZM126 131H128V130H126ZM149 131V130H148ZM234 131V130H233ZM245 131H249V130H245ZM254 131V130H253ZM68 132V131H67ZM72 132V131H71ZM79 132V131H78ZM97 132V131H96ZM98 132H102V129H100V131H98ZM110 132V131H109ZM119 132H121V131H119ZM130 132V131H129ZM141 132V131H140ZM143 132V131H142ZM145 132V131H144ZM152 132V131H151ZM155 132V131H154ZM235 132H236V130H235ZM238 132H239V130H238ZM237 132V133H238ZM241 132V131H240ZM73 133V132H72ZM84 133V132H83ZM123 133H125V132H123ZM128 132H126L125 134H127ZM132 133H133V130H132ZM131 132H130V136H131V134H132ZM150 133V132H149ZM156 133V132H155ZM164 133V132H163ZM236 133V134H237ZM92 134V133H91ZM93 134H94V132H93ZM95 134H98V133H95ZM110 134V133H109ZM120 134V133H119ZM253 138L252 137H250V139L252 138V141H253V143H252V141H249V142H251L252 143V145H250L251 147H250V157L252 158L251 160H253L252 161V163H253V166H252V168H253V170H255V171H257L259 174H261V175H264V133H262V132H259L258 133V131H257V133H256V130L253 132ZM103 135V134H102ZM121 135V134H120ZM127 135H129V134H127ZM153 135H155V134H153ZM153 135H151V136H153ZM157 135V134H156ZM161 135V134H160ZM232 135H234V133L232 134ZM243 135V134H242ZM249 135V134H248ZM99 136H100V133H99ZM115 136H116V134H115ZM126 136V135H125ZM163 136H164V134H163ZM166 136V135H165ZM245 136V135H244ZM247 136V135H246ZM75 137H76V135H75ZM127 137V136H126ZM125 137V138H126ZM140 137V136H139ZM144 137V136H143ZM155 137V136H154ZM157 137H158V135H157ZM160 137V136H159ZM249 137V136H248ZM89 138H91V137H89ZM92 138H93V135H92ZM101 138V137H100ZM112 138V137H111ZM110 138V139H111ZM120 138V137H119ZM145 138H146V136H145ZM151 138V140H152V137H150ZM164 138V137H163ZM238 138H240V135H239V137ZM75 139V138H74ZM77 139V138H76ZM81 139V138H80ZM79 139V140H80ZM102 139H104L105 140V138H102ZM101 139V140H102ZM107 139V138H106ZM113 139V138H112ZM118 139V138H117ZM137 139V138H136ZM135 139V140H136ZM148 139V138H147ZM146 139V140H147ZM154 139H156V138H154ZM160 138H158V140H159ZM166 139L167 138H165V141H166ZM245 139V138H244ZM243 139V140H244ZM249 139V138H248ZM109 140V139H108ZM121 140H124V139H122L121 138ZM134 139H133V142L135 141ZM138 140H141V139H139L138 138ZM145 140V141H146ZM150 140V141H151ZM157 140V141H158ZM160 140H162V139H160ZM160 140H159V142H160ZM164 140V139H163ZM234 140V139H233ZM92 141H93V139H92ZM100 141V140H99ZM103 141V140H102ZM107 141V140H106ZM110 141V140H109ZM114 141V140H113ZM116 141V140H115ZM132 141V140H131ZM245 141V140H244ZM244 141H243V143H244ZM119 142V141H118ZM122 142H124V143H127L126 141H121V143ZM137 143H138V141H136ZM167 142V141H166ZM140 143H142V142H140ZM162 144H163V142H161ZM235 143V142H234ZM242 143V142H241ZM242 143V144H243ZM245 143H247L246 141H245ZM244 143V144H245ZM250 143V144H251ZM97 144V143H96ZM128 144V143H127ZM149 144H150V142H149ZM152 144V143H151ZM150 144V147L153 145H151ZM158 144V143H157ZM235 144H237V143H235ZM111 145V144H110ZM112 145H113V143H112ZM116 145V144H115ZM130 145V144H129ZM132 145H136L135 144V142H134V144L132 143ZM140 145V144H139ZM95 146V145H94ZM124 146V145H123ZM148 146V145H147ZM155 146V145H154ZM173 146V145H172ZM176 146V145H175ZM238 146H240V145H238ZM248 147H249V145H247ZM91 147H93V146H91ZM116 147H118V146H116ZM133 148H134V146H132ZM149 147V146H148ZM237 147V146H236ZM235 147V148H236ZM248 147H247V149H248ZM88 148V147H87ZM98 148V147H97ZM127 148V147H126ZM155 148V147H154ZM234 148V149H235ZM93 149V148H92ZM96 149V148H95ZM148 149V148H147ZM231 149H233V148H231ZM230 149V150H231ZM233 149V150H234ZM244 149H246V148H244ZM243 149V150H244ZM126 150V149H125ZM130 150V149H129ZM177 151H178V149H176ZM87 151H90V150H82V149H77V150H75L74 152H73V154L72 155H70V157H72V156H79V155H83L84 153L86 154V152ZM95 151V150H94ZM119 151V150H118ZM150 151V150H149ZM176 151V152H177ZM236 151V150H235ZM237 151H239V150H237ZM236 151V152H237ZM247 151L248 150H246L245 152L247 153ZM127 151H125V153H126ZM225 152V151H224ZM227 153V152H226ZM229 153H231V151L229 152ZM233 153H235V152H233ZM249 153V152H248ZM223 154H225V153H223ZM132 155V154H131ZM177 155H178V153H177ZM180 155V154H179ZM233 155V154H232ZM231 155V156H232ZM236 155V154H235ZM239 155V154H238ZM248 155V156H249ZM60 155H55V156H53L54 158H58ZM61 156H63L62 154H61ZM128 156H130V154H128ZM127 156V157H128ZM222 156H228V153L226 154V155H222ZM106 157V156H105ZM110 157V156H109ZM126 157V156H125ZM148 157V158H149ZM235 156L233 155L232 156V158H234ZM247 157V156H246ZM102 157H100V159H101ZM145 158V157H144ZM143 158V160H145ZM224 158V157H223ZM223 158H221V159H223ZM231 157H229V159H230ZM238 158H240V157H238ZM237 158V159H238ZM245 158V157H244ZM37 159H39V158H37ZM220 159V160H221ZM225 159H227V157H225ZM224 159V160H225ZM241 159V158H240ZM243 159V158H242ZM102 160H104L103 158H102ZM112 160L113 159H111V162H112ZM115 160V159H114ZM114 160H113V162L112 163H114ZM118 160V159H117ZM121 160H122V158H121ZM128 160V159H127ZM133 161L135 160V159H132ZM251 160H248V161H251ZM116 161V160H115ZM120 161V160H119ZM212 161H214V160H212ZM211 161V163H213ZM230 161H232V159L230 160ZM240 161V160H239ZM243 161V160H242ZM126 162V161H125ZM125 162H124V164H125ZM216 162H219V161H216ZM215 161H214V163H216ZM233 162V161H232ZM245 162H247V161H245ZM119 163V162H118ZM122 163V162H121ZM139 163V162H138ZM222 163V162H221ZM227 164H228V161L226 162ZM231 163V162H230ZM236 163H238V162H236ZM241 163V162H240ZM244 163V162H243ZM250 163V162H249ZM249 163H247L246 165H249ZM134 164V163H133ZM208 164V163H207ZM223 164V163H222ZM234 164V163H233ZM245 164V163H244ZM123 165V164H122ZM145 165V164H144ZM204 165H206V164H204ZM203 165V166H204ZM209 165V164H208ZM217 165V164H216ZM240 165H242V164H240ZM139 166H140V163H139ZM147 166V165H146ZM211 166V165H210ZM221 166V165H220ZM226 166V165H225ZM224 166V167H225ZM228 166V165H227ZM229 166L231 167L232 165H230L229 164ZM228 166V167H229ZM141 167V166H140ZM144 167V166H143ZM206 167V166H205ZM205 167H203V169H205ZM216 167V166H215ZM218 167H219V164H218ZM217 167V168H218ZM233 167V166H232ZM120 168V167H119ZM132 168H134L135 169V167H134V165H133V167ZM131 168V169H132ZM137 168V167H136ZM226 168V167H225ZM239 168V167H238ZM251 168V167H250ZM115 169V168H114ZM140 169V168H139ZM209 169V168H208ZM224 169V168H223ZM227 169V168H226ZM229 169V168H228ZM233 169H235L234 167H233ZM237 169V168H236ZM240 169V168H239ZM249 169V168H248ZM253 170H251V171H253ZM144 171V170H143ZM142 171V172H143ZM232 170L230 169V172H231ZM235 171H237V170H235ZM234 171V172H235ZM123 172V171H122ZM134 172V171H133ZM147 172V171H146ZM145 172V173H146ZM225 171H223L222 173H224ZM244 172H246V171H244ZM135 173H137V172H135ZM203 173H206V171L205 172H203ZM238 173V172H237ZM236 173V174H237ZM239 173H240V171H239ZM248 173V172H247ZM256 173V172H255ZM257 173V174H258ZM147 174V173H146ZM151 174V173H150ZM150 174H148V175H150ZM212 174H213V170H212ZM216 174V173H215ZM220 174V173H219ZM226 174V173H225ZM225 174H223V175H225ZM232 174H234L233 172H232ZM241 174V173H240ZM250 174V173H249ZM252 174V173H251ZM251 174H250V176H251ZM136 175V174H135ZM147 175V176H148ZM256 175V174H255ZM144 176V175H143ZM157 176V175H156ZM206 176V175H205ZM208 176V175H207ZM206 176V177H207ZM210 176V175H209ZM208 176V177H209ZM213 176V175H212ZM216 176V175H215ZM226 176V175H225ZM233 176V175H232ZM237 176V175H236ZM241 176H243V175H241ZM134 177V176H133ZM155 177V176H154ZM202 177H204V176H202ZM221 178H223L222 176H220ZM229 177H231V176H229ZM239 177V176H238ZM237 177V178H238ZM128 178V177H127ZM137 178H138V176H137ZM137 178H135V179H137ZM216 178V177H215ZM225 178H227L228 179V177H225ZM233 178V177H232ZM232 178H230V179H232ZM244 178V177H243ZM249 178V177H248ZM248 178H246V181H247V179ZM255 178H258V177H255ZM262 178V177H261ZM126 179V178H125ZM132 179L133 178H131V181H132ZM141 179H142V177H141ZM140 179V180H141ZM146 179V178H145ZM204 179L205 180H207L205 177H204ZM224 179V178H223ZM250 179V178H249ZM248 179V180H249ZM260 179V176H259V178H258V180ZM224 180H226V179H224ZM242 180V179H241ZM261 180V179H260ZM259 180V182H261ZM136 181V180H135ZM135 181H133V182H135ZM158 181V182H157ZM221 181V180H220ZM219 181V182H220ZM246 181H244V182H246ZM253 181H254V178H253ZM154 182H156V183H158V184H153ZM207 182V181H206ZM251 182V181H250ZM249 181H248V185H249V183H250ZM138 183V182H137ZM143 183V182H142ZM205 183V182H204ZM221 183V182H220ZM225 183H226V181H225ZM225 183H224V185H225ZM229 183V182H228ZM237 183H239V182H237ZM243 183V182H242ZM207 184V183H206ZM212 184V183H211ZM219 184V183H218ZM245 184V183H244ZM134 185V184H133ZM139 185H140V183H139ZM163 185H167V187L166 188H163V190L162 191H157V188L159 187V186H163ZM215 185H217V183H215ZM228 185H230V184H228ZM233 185V184H232ZM247 185V186H248ZM253 185H254V183H253ZM256 185V184H255ZM254 185V186H255ZM261 185H262V183H261ZM263 185H264V182H263ZM136 186V185H135ZM135 186H132V185H130V186H128L129 188H136ZM205 186V185H204ZM206 186H208V185H206ZM221 186H222V184H221ZM221 186H219V188L221 187ZM227 186V185H226ZM246 186V184H245V187H247ZM250 186V185H249ZM252 186V185H251ZM257 186H258V182H257ZM260 186V185H259ZM199 187V186H198ZM223 187V186H222ZM228 187V186H227ZM230 187V186H229ZM234 187V186H233ZM232 187V188H233ZM231 188V187H230ZM238 188H239V186H238ZM244 188V187H243ZM253 188V187H252ZM127 189V188H126ZM216 189V188H215ZM224 189H225V187H224ZM223 189V191H225ZM237 189V188H236ZM240 189V188H239ZM238 189V190H239ZM127 190H129V189H127ZM131 190V189H130ZM203 190V189H202ZM210 190H212V189H210ZM228 190V189H227ZM241 190V189H240ZM245 191H247L248 192V189L246 190L245 189ZM136 192V193H137ZM209 192H211V191H209ZM209 192H207V193H209ZM213 192V191H212ZM216 192V191H215ZM218 192V191H217ZM216 192V193H217ZM241 192H242V190H241ZM250 193V192H249ZM171 194V193H170ZM220 194V193H219ZM229 195H230V193H228ZM203 195H204V193H203ZM213 195L215 196L216 194L215 193H213ZM223 195H224V193H223ZM223 195H222V197H223ZM249 195V194H248ZM251 195V194H250ZM254 194H252V197H254L253 196ZM133 196V195H132ZM171 196H172V194H171ZM170 196V197H171ZM200 196H202V195H200ZM210 196V195H209ZM219 196H221V195H219ZM226 196V195H225ZM247 196V195H246ZM128 197V196H127ZM135 197V196H134ZM173 197V196H172ZM217 198H218V196H216ZM228 198H229V196H227ZM249 197V196H248ZM125 198V197H124ZM123 198V199H124ZM226 198V197H225ZM225 198L223 199V198H221V199H223V200H225ZM231 198L232 197H230V201H231ZM235 198V197H234ZM250 198H251V196H250ZM168 200H169V198H167ZM178 199H179V197H178ZM184 199V198H183ZM191 199H193L192 198V196L191 197H189L188 198V200L187 199H185L186 201H190ZM199 199V198H198ZM203 199V198H202ZM206 199H208V198H206ZM220 199V198H219ZM233 199V198H232ZM241 199V198H240ZM127 200H129V199H127ZM127 200H126V202H125V204L127 203ZM180 200H182V199H180ZM197 200V199H196ZM227 200H229V199H227ZM242 200V199H241ZM244 200V199H243ZM250 200V199H249ZM132 202H134L133 200H131ZM176 201V200H175ZM195 201V200H194ZM201 201V200H200ZM199 201V202H200ZM220 201V200H219ZM226 201V200H225ZM229 201V202H230ZM252 201H254V203H253V205H251L252 207L249 209V213H247V211L245 212V213H247V218H249L248 217V214H253V213H255L256 212V210H259V216H257L258 218H257V220H256V222L254 223V225L253 226H251V228L249 229V231H247V233H245V232H243V231H241V233H240V235H238V236H240L241 237V242H237L236 243V241H231V234H230V236L228 235L227 237H226V239L224 240V242H226L225 243V245H227V242H228V244L230 243L231 244V247H230V249L229 250H226V249H228V248H224L225 249V251L224 252H217L216 250H215V252H214V250H213V247H212V251H213V253L214 254H212V255H214L213 257H215V259L216 260H218V263L216 262V261H214L216 264H264V188H260L259 189V191L256 193V195H255V199L253 200L252 199ZM131 202V203H132ZM178 202H179V200H178ZM177 202V203H178ZM221 202V201H220ZM235 202V201H234ZM241 202V201H240ZM245 202H247V201H245ZM136 203H137V201H136ZM155 203V204H156ZM163 203V202H162ZM167 203H169V202H167ZM170 203H172V202H170ZM181 203V202H180ZM179 203V204H180ZM192 203V202H191ZM197 202H195V204H196ZM203 203V202H202ZM208 202L206 201L205 202V204H207ZM209 203H211V202H209ZM209 203L207 204V205H209ZM214 203V202H213ZM236 203V202H235ZM234 203V204H235ZM133 204V203H132ZM138 204V203H137ZM146 204V205H147ZM153 204H151V206L153 205ZM158 204V203H157ZM157 204H156V208H158L157 207ZM161 204V203H160ZM173 204V203H172ZM171 204V205H172ZM182 204H183V201H182ZM188 204V203H187ZM190 204V203H189ZM188 204V205H189ZM221 204H223L222 202H221ZM238 204H239V201H238ZM247 204H248V202H247ZM118 205V204H117ZM122 204H120V206H121ZM129 205V204H128ZM145 205V206H146ZM167 205V204H166ZM169 205V204H168ZM185 205V204H184ZM193 205V204H192ZM201 205V204H200ZM229 205H231V204H229ZM241 205H243V204H241L240 203V206ZM130 206V205H129ZM154 206V205H153ZM170 206V205H169ZM168 206V207H169ZM175 206V205H174ZM179 206V205H178ZM186 206V205H185ZM197 206H199L198 204L196 205V207ZM206 206V205H205ZM205 206H203V208H204V210H205ZM213 206V205H212ZM216 206V205H215ZM214 206V207H215ZM232 206H233V203H232ZM231 206V207H232ZM248 206V205H247ZM249 206H250V204H249ZM113 207H115V206H113ZM125 207V206H124ZM135 207V206H134ZM136 207H138L137 205H136ZM141 207V206H140ZM163 207V206H162ZM161 207V208H162ZM167 207V206H166ZM168 207H167V210H168ZM180 207V206H179ZM182 207V206H181ZM190 207L192 208L193 206H189V209H187V210H189V211H186L185 210V212L187 213V212H190ZM196 207H195V209H196ZM207 207V206H206ZM225 207V206H224ZM228 207V206H227ZM235 207V206H234ZM242 207V206H241ZM246 207V206H245ZM245 207H243V208H245ZM116 208V207H115ZM114 208V209H115ZM118 208V207H117ZM142 208V207H141ZM173 208V207H172ZM171 208V209H172ZM175 208V207H174ZM176 208H177V204H176ZM202 208V209H203ZM216 208V207H215ZM219 207L217 206V209H218ZM236 208V207H235ZM234 208V209H235ZM243 208H242V210H240V211H243ZM114 209H112V212H113V210ZM129 209V208H128ZM148 209V208H147ZM160 209V208H159ZM163 209V208H162ZM171 209H169L170 211H171ZM184 209H185V207L183 206V210H182V212H184ZM207 209V208H206ZM208 209H210L209 208V206H208ZM226 209H228V208H225V210ZM240 209V208H239ZM246 209V208H245ZM244 209V210H245ZM111 210V209H110ZM119 210V209H118ZM117 210V211H118ZM123 210H124V208H123ZM126 210V209H125ZM130 210V209H129ZM132 210V209H131ZM142 210V209H141ZM144 210V209H143ZM151 210V209H150ZM173 211H174V209H172ZM176 211V213H178L177 212V209H175ZM213 210V209H212ZM223 210H224V208H223ZM222 210V211H223ZM228 210H232V209H228ZM238 210V209H237ZM116 211V210H115ZM145 211V210H144ZM149 211V210H148ZM147 211V212H148ZM159 212L161 211V210H158ZM199 210H198V208H197V212H198ZM207 211V210H206ZM210 211V210H209ZM227 211V210H226ZM236 211V210H235ZM239 211V210H238ZM239 211V212H240ZM125 212H128V210L127 211H125ZM131 212V211H130ZM135 212V211H134ZM133 212V213H134ZM146 212V211H145ZM152 212V211H151ZM155 212V211H154ZM153 212V218H154V213ZM162 212V211H161ZM161 212H160V214H161ZM191 212H193L194 213V215H195V212L196 211H191ZM200 212L201 213H204V212H202L201 211V209H200ZM200 212H198V213H200ZM211 212V211H210ZM213 212H216L215 210L213 211ZM224 212V211H223ZM231 212V211H230ZM117 213V212H116ZM120 213V212H119ZM139 213H140V211H139ZM232 213H234V212H232ZM244 213V212H243ZM242 213V214H243ZM244 213V214H245ZM93 214V213H92ZM102 214V213H101ZM100 214V215H101ZM123 214H124V212H123ZM127 214V213H126ZM126 214H124L125 215V217H126V219L128 218L129 219V222H127V223H129L130 224V226H131V224H132V222L130 221V218L129 217H127L126 216ZM145 214V213H144ZM149 214V213H148ZM151 214V213H150ZM159 214V213H158ZM180 214V213H179ZM179 214H175L176 215V218L175 219H177V215L180 217V215ZM190 214H192V213H190ZM205 214L206 215H203V216H207V213L205 212ZM211 214V213H210ZM228 214V213H227ZM230 214V216H231V213H229ZM236 214V213H235ZM242 214L240 215L239 214V217L240 216H242ZM62 214H60V216H61ZM73 215V214H72ZM77 215V214H76ZM104 215V214H103ZM105 215L107 216V214L105 213ZM109 215V214H108ZM111 215V214H110ZM114 215H116V214H114ZM113 215V216H114ZM123 215V216H124ZM134 215H136V214H134ZM137 215H138V213H137ZM146 215V214H145ZM156 215V214H155ZM161 215H164L163 213L161 214ZM161 215H158V216H156V218H159ZM189 218H187L186 220H188V219H190V216L191 215H188V213L186 214ZM184 213H183V215L181 216L183 219H185V216H186ZM193 215V214H192ZM197 215V214H196ZM200 215V217L202 216L201 214H199ZM208 215H209V213H208ZM213 215V214H212ZM214 215H215V213H214ZM216 215H217V213H216ZM220 215V214H219ZM120 216V215H119ZM123 216H122V218H123ZM130 216H132V215H130ZM144 216V215H143ZM211 216V215H210ZM223 216V215H222ZM224 216H225V213H224ZM223 216V217H224ZM243 216H246V215H243ZM59 217V216H58ZM91 217V216H90ZM107 217H109V216H107ZM135 217H137V216H135ZM139 217V216H138ZM146 217V216H145ZM149 217H151V216H149ZM166 217V216H165ZM175 217V216H174ZM179 217H178V219H179ZM191 217H194V216H191ZM197 217V220H198V215L196 216ZM208 217V216H207ZM215 217V216H214ZM226 217V216H225ZM228 217V216H227ZM232 217H234V216H232ZM60 218V217H59ZM71 218V217H70ZM115 218H116V216H115ZM117 218H119V217H117ZM122 218H120V220L122 219ZM152 217L150 218V219H153ZM161 218V217H160ZM203 218V217H202ZM210 218V217H209ZM212 218V217H211ZM210 218V219H211ZM231 218V217H230ZM244 217H242V219H243ZM74 219V218H73ZM128 219H127V221H128ZM136 219V218H135ZM139 219V218H138ZM163 219V216H162V218H161V220ZM174 219V220H175ZM177 219V220H178ZM182 219V220H183ZM192 219V218H191ZM193 219H195V218H193ZM204 220H205V222L204 223H206L207 222V220H209V219H207V218H203ZM202 219V220H203ZM207 219V220H206ZM213 219V218H212ZM234 219V218H233ZM232 219V220H233ZM240 219V218H239ZM83 220V219H82ZM102 220H103V218H102ZM106 220V219H105ZM134 220V219H133ZM141 220V219H140ZM143 220H145V219H143ZM186 220L184 221V222H186ZM196 220V219H195ZM193 221L194 223L195 222H200V221ZM203 220V221H204ZM246 220H248V219H246ZM72 221V220H71ZM104 221V220H103ZM114 223L115 222H117V221H114V220H112ZM123 221V220H122ZM125 221V220H124ZM160 221V220H159ZM179 221V220H178ZM181 221V220H180ZM180 221L179 222H177V221H175V222H177V223H180ZM190 220H188V222H189ZM217 221H219V220H217ZM240 222H244L245 220L243 219V220H239ZM235 222V223H240V222ZM70 222V221H69ZM83 222H85V221H83ZM104 222H106V221H104ZM135 222V221H134ZM138 221H136V223H137ZM166 222V221H165ZM171 222V221H170ZM181 222H183V221H181ZM192 222V221H191ZM202 222V221H201ZM199 223L202 227L204 226V225H202L203 224V222L202 223ZM210 223H211V220L209 221ZM65 223H66V221H65ZM110 223V222H109ZM113 223V224H114ZM123 223V222H122ZM121 223V224H122ZM157 223V222H156ZM162 223L163 222H161V225H162ZM167 223V222H166ZM173 223V222H172ZM226 223V222H225ZM230 223L231 222H229V224H228V226L230 225ZM234 223V224H235ZM244 223H246L247 224V222L245 221ZM84 224V223H83ZM97 224V223H96ZM95 223H93V225L92 226H98V224L96 225ZM99 224H101V222L99 223ZM106 224H107V222H106ZM112 224V223H111ZM118 224V223H117ZM116 223H115V225H117ZM124 224V223H123ZM137 224H139V223H137ZM143 224V223H142ZM147 224V223H146ZM145 224V225H146ZM155 224V223H154ZM165 224V223H164ZM186 224H188L187 222H186ZM196 224V223H195ZM194 224V225H195ZM233 224V223H232ZM240 224H242V223H240ZM68 226H69V224H67ZM75 225H77V223H73L72 224V226L70 227H68V228H70V229H72V227H74ZM128 225V224H127ZM133 225H134V223H133ZM144 225V224H143ZM142 225V226H143ZM170 225V224H169ZM173 225L175 226V224L173 223ZM180 225H181V223H180ZM184 226H185V223L183 224ZM183 225H181L182 226V228H183ZM192 225V227H193V223L191 224ZM217 225V224H216ZM218 225H220L219 224V222H218ZM236 225V224H235ZM234 225V226H235ZM244 225L245 224H243V226H241V227H244ZM65 226H66V224H65ZM100 226V225H99ZM112 226V225H111ZM110 226V227H111ZM134 226H136V225H134ZM147 226V225H146ZM153 226V225H152ZM156 226V224L154 225V228H156L155 227ZM166 226V225H165ZM164 226V227H165ZM178 226H179V224H178ZM187 226H189L190 228H191V226L190 225H186L185 227H187ZM200 226V227H201ZM233 226V225H232ZM231 226V227H232ZM105 227H107V225H105ZM104 227V228H105ZM109 227V228H110ZM115 227V226H114ZM120 227V226H119ZM132 228H133V226H131ZM131 227H128V228H131ZM148 227V226H147ZM150 227V226H149ZM180 227V226H179ZM199 226H197L196 225V227L194 226V228H198ZM200 227H199V230L198 229H196V230H198V231H200ZM201 227V228H202ZM221 227V226H220ZM219 227V228H220ZM239 227V226H238ZM63 228H64V226H63ZM67 228V229H68ZM96 228V227H95ZM102 229V230H93L92 231V233L96 236V235H98V234H100V235H102V239H104V237H107V238H114V235H113V233L111 232V234H106L105 235V231H106V229ZM108 228V229H109ZM118 228V227H117ZM140 228V227H139ZM158 228V227H157ZM181 228V227H180ZM181 228V229H182ZM189 228V230H191ZM206 228V227H205ZM232 228H234V227H232ZM237 228V227H236ZM236 228H235V230H236ZM240 228V227H239ZM59 229V228H58ZM65 229V228H64ZM69 229V230H70ZM94 229V228H93ZM97 229V228H96ZM135 229V231H136V227H134L133 228V230ZM143 229V228H142ZM150 229V228H149ZM161 229H162V227H161ZM165 229V228H164ZM163 229V230H164ZM186 229V228H185ZM24 230V229H23ZM60 230V229H59ZM111 230V229H110ZM115 230V229H114ZM119 230V229H118ZM117 230V231H118ZM139 230V229H138ZM140 230H141V228H140ZM143 230H146V232H147V229L144 227V229ZM143 230H142V233H143ZM166 230H167V234L168 235H170L171 237H177V235L180 233V231H168V230H171V229H165V233H166ZM234 230V231H235ZM238 231L240 230V229H237ZM26 231V230H25ZM74 231H77V230H74ZM109 231V230H108ZM121 231V230H120ZM120 231H119V233H120ZM135 231H134V233H135ZM150 232H151V229L149 230ZM187 231V230H186ZM192 231H194V230H192ZM197 231V232H198ZM202 231H203V229H202ZM217 231V230H216ZM27 232V231H26ZM71 232V231H70ZM87 232V231H86ZM131 232H132V229H131ZM141 232V231H140ZM140 232H138V233H140ZM149 232V233H150ZM157 233L158 232H160V231H156ZM155 231H154V233L153 232H151V234H155L156 233ZM210 232V231H209ZM220 232H223V231H220ZM220 232L218 233V234H220ZM224 232H226V231H224ZM230 232V231H229ZM236 232V231H235ZM233 233V236L235 235V234H237V233ZM23 233V232H22ZM76 232H74V234H75ZM87 233H90V231L89 232H87ZM118 233V234H119ZM145 233V232H144ZM148 232H147V234H149ZM192 233V232H191ZM194 233V232H193ZM205 233V232H204ZM227 233V232H226ZM27 234V233H26ZM72 234V233H71ZM77 234V233H76ZM75 234V235H76ZM136 234V233H135ZM147 234H145V235H147ZM151 234H149V235H151ZM181 234V233H180ZM183 234V233H182ZM185 234V233H184ZM183 234V235H184ZM188 234V233H187ZM195 234V233H194ZM199 234V233H198ZM211 234V233H210ZM209 234V235H210ZM218 234H216V236L218 235ZM229 234V233H228ZM155 235H157V234H155ZM160 235V234H159ZM183 235H179V239L181 238H184L183 237ZM188 235H190V234H188ZM74 235H72V238H74L73 237ZM76 236H78V235H76ZM119 236V235H118ZM127 236V235H126ZM126 236H125V238H126ZM158 236V235H157ZM166 236V235H165ZM169 236V237H170ZM187 236V235H186ZM192 236V235H191ZM206 236V235H205ZM219 236V235H218ZM221 236H223V234L221 235ZM232 236V237H233ZM84 237H85V235H84ZM98 237V236H97ZM115 237H117L116 236V233H115ZM136 237H138V234H136ZM135 237V238H136ZM140 237V236H139ZM142 237V236H141ZM144 237V236H143ZM146 237V236H145ZM151 238H152V236H150ZM154 237H156V236H154ZM195 238H196V236H194ZM199 237H201V236H199ZM225 237V236H224ZM239 237V238H240ZM29 238V237H28ZM76 238V237H75ZM80 238H81V235H80ZM107 238H105L104 239V241L107 239ZM112 238V239H113ZM134 238V237H133ZM147 238L149 239V237L147 236ZM146 238V239H147ZM162 238V237H161ZM161 238L159 237V240H161ZM164 238V237H163ZM186 238V237H185ZM25 239V238H24ZM35 239V238H34ZM99 239V238H98ZM100 239H101V237H100ZM116 239V238H115ZM124 239V238H123ZM140 239H142V238H140ZM147 239V240H148ZM156 239V238H155ZM180 239V240H181ZM187 239L188 238H186L185 240H186V243H187ZM221 239V238H220ZM74 240V239H73ZM120 240V239H119ZM136 240H138V239H136ZM135 240V243L137 242ZM143 240H144V238H143ZM167 240V239H166ZM171 240V239H170ZM189 240H191L192 241V239H189ZM216 240H218L217 238H216ZM215 240V241H216ZM95 241V240H94ZM117 241V240H116ZM115 241V242H116ZM139 241V240H138ZM141 241V240H140ZM153 241V240H152ZM184 240L182 239V242H183ZM213 241H214V239H213ZM214 241V242H215ZM222 241V240H221ZM20 242V241H19ZM18 242V243H19ZM22 242V241H21ZM92 242V241H91ZM107 242V241H106ZM105 242V243H106ZM125 242V241H124ZM134 242V241H133ZM145 242V241H144ZM154 242V241H153ZM161 242V241H160ZM172 242V241H171ZM190 242V241H189ZM213 242V243H214ZM24 243V242H23ZM25 243H27V242H25ZM94 243V242H93ZM100 243V242H99ZM104 243V244H105ZM142 243H143V241H142ZM173 243V242H172ZM176 243V242H175ZM216 243V242H215ZM214 243V244H215ZM223 243V242H222ZM3 244V243H2ZM2 244H1V246H2ZM124 244V243H123ZM183 244H185V241H184V243ZM191 245L193 244L192 242L190 243ZM195 244V243H194ZM214 244H212V245H214ZM217 244H219V246H221L220 245V243H218V241H217ZM230 244H229V246H230ZM10 245V244H9ZM40 245V244H39ZM43 245V244H42ZM56 245H59V244H56ZM75 245V244H74ZM81 245V244H80ZM98 245V244H97ZM142 245V244H141ZM141 245H139L140 247H141ZM143 245H144V243H143ZM154 245V244H153ZM169 245H170V243H169ZM173 244H171V246H172ZM188 245V247L190 246V247H192V251L194 250L193 248L195 247V245H194V247H193V245L191 246V245H189V243L187 244ZM206 245V244H205ZM209 245H210V243H209ZM4 246V245H3ZM7 246V245H6ZM15 246V245H14ZM18 246V245H17ZM20 246V245H19ZM27 246V245H26ZM44 246V245H43ZM60 246V245H59ZM85 246V245H84ZM164 246V245H163ZM177 246H178V244H177ZM182 244L181 245H179V247H177V248H184L183 246H185V245H183L182 247ZM224 246V245H223ZM16 247V246H15ZM28 247V246H27ZM81 247V246H80ZM103 247V246H102ZM111 247V246H110ZM150 247H152L151 245H150ZM150 247H148V248H150ZM158 247V246H157ZM174 247V246H173ZM173 247H171V248H173ZM190 247H189V250H190ZM198 247H201V246H198ZM198 247L196 248V249H198ZM222 247V246H221ZM18 248V247H17ZM23 248V247H22ZM145 248H147V247H145ZM160 248V247H159ZM166 249V247H163V249ZM169 248H170V246H169ZM168 248V249H169ZM170 248V249H171ZM185 248H186V246H185ZM184 248V249H185ZM205 248V247H204ZM6 249V248H5ZM13 249H15V248H13ZM43 248L42 247H40V246H38V245H32V247H29V248H27V249H25V251H24V249H23V251H24V253L25 254H22L21 256H22V260L24 259V264H114V261L109 257V254L111 253V251L110 250H102V249H99L96 245H92V244H90V245H88L87 244V246H85L84 247V250H83V248H82V258L85 260V261H82V260H54V261H43V259H42V261L43 262H41V261H39V260H41V259H38V258H36V256L37 255H35V254H37L39 251H41ZM111 249V248H110ZM115 249V248H114ZM138 249V248H137ZM164 249V250H165ZM169 249V250H170ZM222 249V248H221ZM16 250V249H15ZM18 250V249H17ZM20 250V249H19ZM74 250H75V248H74ZM80 250H81V248H80ZM175 250H176V248H175ZM187 251H186V253L185 254H188V255H190V254H192V251H191V253L189 254L188 253V249H186ZM198 250H201V248L200 249H198ZM198 250H197V252H198ZM5 251V250H4ZM47 251V250H46ZM76 251H78V249L76 250ZM75 251V252H76ZM113 251V250H112ZM172 251H174V250H172ZM171 250H170V252H172ZM180 251V250H179ZM209 251H211L210 249H209ZM208 251V252H209ZM211 251V252H212ZM22 252V251H21ZM80 252V251H79ZM164 252V251H163ZM162 252V253H163ZM194 252V251H193ZM6 253H7V251H6ZM23 253V252H22ZM43 253V252H42ZM50 253H52L53 254V252L52 251H50ZM176 253H177V251H176ZM175 253V255L177 256V254ZM180 253V252H179ZM195 253H196V251H195ZM194 253V254H195ZM199 253V252H198ZM200 253H202V252H200ZM10 254H12V253H10ZM19 254V253H18ZM21 254V253H20ZM44 255L46 254V252L44 251V253H43ZM42 254V255H43ZM47 254H48V252H47ZM57 254V253H56ZM59 254V253H58ZM77 254V253H76ZM80 254V253H79ZM144 254H147V251H146V253H144ZM148 254H150V253H148ZM169 254V253H168ZM180 254H182V253H180ZM206 254V253H205ZM35 255V256H34ZM40 255H41V253H40ZM67 255V254H66ZM74 255V254H73ZM119 255H120V253H119ZM143 255V254H142ZM172 255V254H171ZM174 255V254H173ZM173 255H172V258H173ZM174 255V258L173 259H175V256ZM187 255V256H188ZM197 256H199L198 254H196ZM195 255V256H196ZM203 255H204V253H203ZM14 256V255H13ZM54 256V255H53ZM116 256V255H115ZM144 256V255H143ZM152 256H155L154 254L152 255ZM157 256H158V254H157ZM159 256H161V255H159ZM180 255H178L177 257H179ZM182 256H185V255H182ZM187 256H185V257H187ZM194 256V255H193ZM194 256V257H195ZM207 256H210L209 254L207 255ZM38 257V256H37ZM43 257V256H42ZM45 257V256H44ZM49 257H50V254H49ZM48 257V258H49ZM59 257V256H58ZM73 257V256H72ZM76 257V256H75ZM121 257H125V256H121ZM168 257H170V255L168 256ZM181 257V256H180ZM179 257V258H180ZM184 257V258H185ZM18 258V257H17ZM19 258H20V256H19ZM46 258V257H45ZM44 258V259H45ZM53 258V257H52ZM56 258V257H55ZM136 258H138V256L136 257ZM148 258H150V256H148ZM154 258V257H153ZM152 258V259H153ZM162 258V257H161ZM182 258V257H181ZM188 259L190 258V257H187ZM187 258H185L186 260H187ZM193 258V257H192ZM192 258H191V260H192ZM198 258V257H197ZM212 258V257H211ZM21 259V258H20ZM128 259V258H127ZM130 259V258H129ZM144 259V258H143ZM145 259H146V256H145ZM144 259V260H145ZM177 259V258H176ZM175 259V261H177ZM194 259H196V258H194ZM213 259V258H212ZM10 260V259H9ZM12 260V259H11ZM50 260V259H49ZM52 260V259H51ZM115 260V259H114ZM124 260V259H123ZM125 260H126V258H125ZM124 260V261H125ZM141 260H142V257H141ZM141 260H140V262H141ZM147 260V259H146ZM145 260V261H146ZM155 260V259H154ZM168 260V259H167ZM186 260L184 261V259H183V264H184V262H186ZM190 259H189V261H191ZM210 260V259H209ZM120 261H122L121 259H120ZM132 261V260H131ZM134 261V260H133ZM132 261V262H133ZM149 261H151V260H148V262ZM168 261H170V259L168 260ZM166 262L165 261V259H164V261L162 262V263H164V264H167V263H170L171 264V262ZM173 261V260H172ZM180 263L179 264H181L182 263V261H181V259H179L178 260ZM177 261V262H178ZM189 261H187V262H189ZM194 263H195V261L194 260H192ZM191 261V262H192ZM212 261V260H211ZM19 262V261H18ZM22 262V261H21ZM123 262V261H122ZM154 262H156V260L154 261ZM153 262V263H154ZM166 262V263H165ZM191 262H189V263H191ZM15 263V262H14ZM118 263V262H117ZM116 263V264H117ZM124 263H126V262H124ZM123 263V264H124ZM134 263V262H133ZM147 263V262H146ZM152 263V262H151ZM152 263V264H153ZM197 263H198V261H197ZM211 263V262H210ZM13 264V263H12ZM156 264V263H155ZM157 264H158V261H157ZM173 264H175V263H173ZM176 264H178V263H176ZM214 264V263H213Z\"/></svg>", "mask_w": 264, "mask_h": 264}]
</instances>
